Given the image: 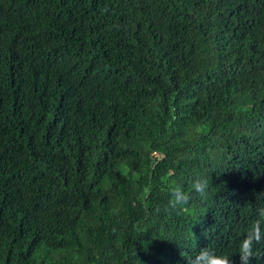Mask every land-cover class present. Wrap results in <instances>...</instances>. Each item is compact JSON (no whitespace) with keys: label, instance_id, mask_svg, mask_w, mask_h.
Wrapping results in <instances>:
<instances>
[{"label":"trees","instance_id":"trees-1","mask_svg":"<svg viewBox=\"0 0 264 264\" xmlns=\"http://www.w3.org/2000/svg\"><path fill=\"white\" fill-rule=\"evenodd\" d=\"M260 207L264 0H0V264H239Z\"/></svg>","mask_w":264,"mask_h":264},{"label":"clouds","instance_id":"clouds-1","mask_svg":"<svg viewBox=\"0 0 264 264\" xmlns=\"http://www.w3.org/2000/svg\"><path fill=\"white\" fill-rule=\"evenodd\" d=\"M209 187L207 177H196L191 182L192 191L204 196ZM190 195L182 185L170 189L169 207L179 209L189 204ZM264 243V207L257 209V218L249 225L239 241V264H253L257 256L256 246ZM186 264H233L232 256L218 253L210 247L201 248L195 256L189 257Z\"/></svg>","mask_w":264,"mask_h":264}]
</instances>
